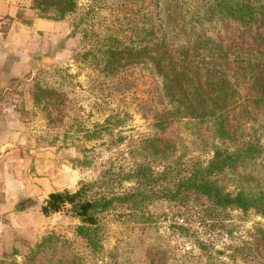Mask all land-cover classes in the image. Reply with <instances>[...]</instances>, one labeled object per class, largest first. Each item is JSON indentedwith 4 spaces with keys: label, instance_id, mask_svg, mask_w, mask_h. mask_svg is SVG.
<instances>
[{
    "label": "trees",
    "instance_id": "16d2710c",
    "mask_svg": "<svg viewBox=\"0 0 264 264\" xmlns=\"http://www.w3.org/2000/svg\"><path fill=\"white\" fill-rule=\"evenodd\" d=\"M78 2L32 0V8L41 18L61 20L77 11ZM108 2L116 6L111 10L115 27L94 32L81 61L110 79L113 93L131 91L143 76L155 78L149 97L137 104L151 119L152 132L130 148L131 168L104 170L74 192H50L42 213L70 205L81 220L76 234L94 253L101 248L100 214L124 208L134 222L151 226L157 218L148 206L157 199L185 222L193 221L185 211L200 223L227 209L253 210L264 218V0ZM227 28L234 29L230 40L224 38ZM60 77L67 81L70 75ZM63 84L33 87V106L51 127L61 124L66 101L71 102L67 96L73 89ZM174 124L190 131L192 146L213 150L206 164L185 167L178 140L165 136ZM224 180L235 189L225 188ZM174 225L188 229L178 220ZM250 237L233 248L229 260L219 250H207L203 264L237 259L264 264V226L257 223Z\"/></svg>",
    "mask_w": 264,
    "mask_h": 264
},
{
    "label": "rangeland",
    "instance_id": "374dc122",
    "mask_svg": "<svg viewBox=\"0 0 264 264\" xmlns=\"http://www.w3.org/2000/svg\"><path fill=\"white\" fill-rule=\"evenodd\" d=\"M108 1L79 0L74 14L51 20L61 22L58 29L40 33L33 87L36 83L58 86L62 81L63 88L73 89L67 96L71 99L66 101L67 115L56 127L49 126L45 114L33 106V119L44 126V133L39 134L50 147L44 174L52 189L58 191L74 192L98 180L109 168L115 172L131 168L130 148L152 132L151 119L143 116L137 104L149 97L157 80L143 76L131 91L113 93L110 79L100 77L92 66L81 61L80 55L89 47L94 32L115 27L111 10L116 6L111 8ZM233 35L234 29L227 28L224 38L230 40ZM60 74L70 77L65 81ZM165 136L178 140L185 167L198 161L206 164L213 156V150L192 146L190 131L178 124L171 126ZM154 168L159 170L161 166ZM221 184L228 190L235 189L227 180ZM35 201L25 207L31 209L24 215L5 222L0 264H148L149 260H155L154 264H203L207 250H219L220 257L229 260L235 246L251 240L257 223L264 226V218L253 210L244 213L237 209H227L201 223L185 211V216L193 220L185 222L175 216L177 211L165 200L157 199L148 206V212L157 218L151 226L137 224L124 208L100 214L101 248L94 253L76 234L81 220L70 205L44 215L38 207H31ZM175 220L188 229L181 231L174 225ZM230 262L250 264L240 259Z\"/></svg>",
    "mask_w": 264,
    "mask_h": 264
},
{
    "label": "crops",
    "instance_id": "0c3cea01",
    "mask_svg": "<svg viewBox=\"0 0 264 264\" xmlns=\"http://www.w3.org/2000/svg\"><path fill=\"white\" fill-rule=\"evenodd\" d=\"M59 23L39 17L31 0H0V244L8 219L24 215L32 200L41 211L58 191L44 174L50 147L39 134L44 126L33 119L31 92L40 33Z\"/></svg>",
    "mask_w": 264,
    "mask_h": 264
},
{
    "label": "water",
    "instance_id": "95a60500",
    "mask_svg": "<svg viewBox=\"0 0 264 264\" xmlns=\"http://www.w3.org/2000/svg\"><path fill=\"white\" fill-rule=\"evenodd\" d=\"M28 200H24L21 204H25Z\"/></svg>",
    "mask_w": 264,
    "mask_h": 264
}]
</instances>
